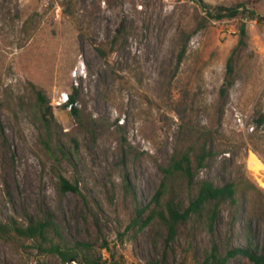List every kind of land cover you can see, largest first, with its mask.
<instances>
[{"label":"rangeland","instance_id":"rangeland-1","mask_svg":"<svg viewBox=\"0 0 264 264\" xmlns=\"http://www.w3.org/2000/svg\"><path fill=\"white\" fill-rule=\"evenodd\" d=\"M180 154L193 180L170 178L161 203L187 207L203 180L231 183L234 202L211 229L191 216L165 243L131 221ZM60 177L78 192L61 193ZM48 212L103 264H198L213 246L264 254V0H0V222ZM36 245L0 237V264H60Z\"/></svg>","mask_w":264,"mask_h":264},{"label":"trees","instance_id":"trees-1","mask_svg":"<svg viewBox=\"0 0 264 264\" xmlns=\"http://www.w3.org/2000/svg\"><path fill=\"white\" fill-rule=\"evenodd\" d=\"M202 6L204 8V5ZM238 8L239 6L228 8L218 7V13L215 16L211 14V16L215 19H231L239 13ZM240 33L241 35L245 34L243 27L240 28ZM183 53L184 51L181 49L178 55V62L181 60ZM231 69V57H229L226 62V75H229ZM226 83L228 84V81ZM224 91V86H221L220 92L223 93ZM36 98L40 117L45 129L49 131L54 124L51 106L45 101L40 91H36ZM66 99V105L70 108V114L76 116L77 109L73 106L74 98L72 94ZM198 162L200 161L198 160ZM161 172L163 179L159 187L144 207L135 209V216L132 218L131 224L132 226H138L139 229L155 224L157 228L166 232L165 243L171 242L174 239L178 227L185 223L191 216L204 214L207 220V226L211 229L219 206L226 201L234 202V188L231 183L226 182L221 186H216L209 181L203 180L198 184L196 194L189 200L187 207L182 208L170 200L161 203V198L168 191L167 181L170 178H182L189 185L194 176L187 154L173 155L169 164L161 168ZM59 188L61 193L78 192L75 184L68 182L62 177L59 178ZM145 212L147 213L143 217ZM10 234L19 238L35 241L38 251L58 257L60 264H69L71 260L76 264H103V262L90 254L91 245L87 242H67L63 240L59 226L53 221L50 212L46 213L42 219L29 220L25 226H16L14 222L10 225L0 222V237H8ZM237 253H243L254 264H264V254L255 256L247 248L245 250L237 248L227 250L225 254L221 255L214 246L203 256L198 264H226Z\"/></svg>","mask_w":264,"mask_h":264},{"label":"bare ground","instance_id":"bare-ground-1","mask_svg":"<svg viewBox=\"0 0 264 264\" xmlns=\"http://www.w3.org/2000/svg\"><path fill=\"white\" fill-rule=\"evenodd\" d=\"M254 162V161H253ZM255 165H257V167H259V165L257 164V162L256 163H254ZM261 166V165H260Z\"/></svg>","mask_w":264,"mask_h":264},{"label":"water","instance_id":"water-1","mask_svg":"<svg viewBox=\"0 0 264 264\" xmlns=\"http://www.w3.org/2000/svg\"><path fill=\"white\" fill-rule=\"evenodd\" d=\"M71 261H72V260H71ZM71 261H70V262H71Z\"/></svg>","mask_w":264,"mask_h":264}]
</instances>
